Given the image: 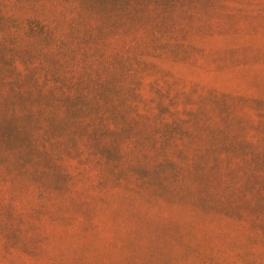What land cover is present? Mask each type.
Instances as JSON below:
<instances>
[{
    "label": "rangeland",
    "instance_id": "rangeland-1",
    "mask_svg": "<svg viewBox=\"0 0 264 264\" xmlns=\"http://www.w3.org/2000/svg\"><path fill=\"white\" fill-rule=\"evenodd\" d=\"M0 264H264V0H0Z\"/></svg>",
    "mask_w": 264,
    "mask_h": 264
}]
</instances>
